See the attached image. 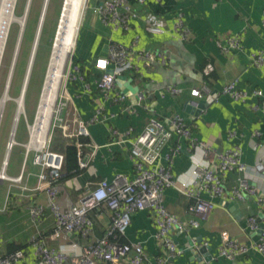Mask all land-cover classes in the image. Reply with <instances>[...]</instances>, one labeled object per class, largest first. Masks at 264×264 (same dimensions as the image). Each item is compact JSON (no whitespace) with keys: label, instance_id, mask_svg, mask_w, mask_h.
<instances>
[{"label":"crops","instance_id":"crops-1","mask_svg":"<svg viewBox=\"0 0 264 264\" xmlns=\"http://www.w3.org/2000/svg\"><path fill=\"white\" fill-rule=\"evenodd\" d=\"M49 1L46 16L49 9L50 12L53 11L51 5L54 0ZM86 1L84 0V6ZM102 1L89 0V5L85 8L73 54L74 65L80 67L81 71L75 73L74 65L70 69L71 72L77 75V78L80 77L77 80H68L61 90L67 91L71 97V102L65 111V116L70 124L73 125L74 121L78 119L86 121L89 123L90 131L89 143L84 151V157L90 159L89 166L79 175L61 181L59 185V202L63 209H72L79 206L87 188H95L102 179L112 180L119 173L134 176L133 161L129 154L130 144L123 142V138H114L110 128L117 129L121 136L132 129L131 136H135L142 130L150 115H157L167 120L175 113H181L193 124L195 133L200 140L212 144L218 150H226L235 144H239L243 150L242 162L254 166L257 155L263 153V151L258 152L255 150L252 143L255 140L264 142V113L252 109L251 103L255 102V99L246 103H239L226 95H219L217 99L207 98L210 95H206L205 102H207V106L199 116L188 113L186 106L189 101L194 100L191 95L192 89L201 88L207 83L203 71H201L205 66L204 64L213 66V70L207 75L209 78V84H207L213 90L221 91L225 84L235 79L239 80V86L242 88L257 87L264 90V68H250L246 71L250 63L251 53L258 50L264 51V0H146L142 5L137 3L136 0H132L134 6L141 10L144 19L156 16L161 20L167 30L160 35L146 32V22L143 19L132 22L131 27L126 31L110 29L102 22L100 15L94 11V8ZM44 2L45 0H31L27 15L28 22H26V27L24 25L21 42L29 21L34 18L35 29L32 43L34 45ZM27 3L28 0H25L23 11L20 14L24 15ZM180 14H182L186 25L191 30L192 34L189 40H181L175 32V21ZM17 23L19 24V22ZM45 23L46 18L42 25V32ZM77 32L78 29L74 32L75 42ZM236 33H242L243 35L242 47L225 53L219 42L226 45L227 38ZM111 42L131 46L135 50L158 51L167 56L170 61L169 65L155 63L150 67H146L142 58L135 57L136 66L146 77L145 80L133 79V84L138 85L146 97L139 105L127 107L126 104L131 102L129 98L124 103L107 99L97 86L100 75L95 76L94 73L90 78L86 77V68L89 66L95 67L97 58L107 55ZM31 54L27 59L20 91L16 96L11 95L12 98H18L22 95L18 99L24 100V106L19 102V114L21 116L16 133L18 138H15L16 143L9 156L7 173L11 176H19L23 170V180L22 184L16 186L11 185L8 181L0 180V235L2 237L0 257L10 253L8 246L14 242L22 246L21 249L25 251L24 263L27 264L35 262V249L30 242L35 235H38V238L44 240L48 246L54 249L72 240L85 244V239L78 238L76 234H63L60 238L51 237L55 227V218L48 205L45 191L35 189L41 167L34 163V156L37 152L34 145L36 144L30 146L33 138H31L28 125L31 122L34 124L40 103L35 110L33 119L30 120L28 116V88L32 71L29 75L27 73ZM18 58L19 56L16 58L13 69L11 64L9 71L10 74L12 70L10 91ZM81 76L83 79H81ZM28 77H30L29 81L25 83ZM128 78L132 77L128 75ZM169 85L181 88L182 93L179 96L164 94L165 88ZM23 87L26 89L24 95ZM9 101H13L16 105L15 117L18 112V104L14 99ZM99 106H103L107 113L115 114L114 118L92 121ZM22 121H24V124L18 132V127ZM229 129L238 131V137L228 139L227 132ZM255 130L261 132L262 138L253 137ZM55 132L57 135V129L52 134V149L53 140L56 137ZM60 136L65 138L66 143H73L76 140L74 138H78L66 136L62 129L59 132ZM8 141L9 138L6 146ZM178 142L186 146L183 140L173 138L166 146L165 151L168 152L170 148H174ZM6 146L0 168L6 154ZM14 148H16V153L13 156ZM196 153L197 158H199L200 150ZM193 165L194 160L189 152H181L175 157L172 164L175 177L184 173L190 175ZM239 175H243V172L230 171L225 183L226 187L230 188L235 185ZM6 182L10 183L9 188H15L14 193H9L8 190L7 197V190H4ZM251 183L264 190V180L259 179L254 173ZM24 185L27 188H24ZM178 186L182 187L181 184H178ZM237 202L238 205L229 207L225 206V202L219 199V205L210 219L202 222L198 229H191L189 234L186 232L175 233L178 245L181 247L187 246L190 241L189 236L197 238L198 242L204 243L203 245L207 243L206 245L210 246L207 250L213 256L211 264H236L233 260L218 256L223 233H228L233 239L241 242L252 243L257 241L259 235L251 232L247 225V218L251 215L258 218L263 216L261 209L252 197ZM165 204L180 219L185 222L189 221L190 215L186 212L189 200L179 190L176 188L167 189L165 191ZM33 206H41L44 209V214L37 223L31 214ZM92 215L95 225L93 236L100 237L111 227L112 213L107 206L103 205L92 212ZM156 232L157 228L152 212L141 210L132 214L131 224L123 239L125 242H141L148 256L154 260L156 257L166 254L165 248L156 238ZM200 239L202 240L200 241ZM206 254L201 247H197L195 250H185L180 255L169 259L168 264H207L204 262ZM200 258L202 259L199 260ZM239 259L249 264H264V255L256 251H251L237 260ZM99 264L109 263L100 262ZM117 264L129 263L121 261Z\"/></svg>","mask_w":264,"mask_h":264},{"label":"built area","instance_id":"built-area-1","mask_svg":"<svg viewBox=\"0 0 264 264\" xmlns=\"http://www.w3.org/2000/svg\"><path fill=\"white\" fill-rule=\"evenodd\" d=\"M145 1L136 0L140 5L144 4ZM17 2L18 0H15L14 15H16ZM94 11L100 15L102 22L113 30L126 31L131 27L132 22L141 19L146 22L145 30L150 34L160 35L167 30L156 16L144 19L141 10L134 6L132 0H103L94 8ZM1 19L0 0V76L10 32L13 23L16 22L13 20L9 27L5 28L1 24ZM174 29L181 40L185 41L191 38V30L186 25L182 14L177 16ZM242 44V33L229 36L226 45L219 42L225 53L241 48ZM137 56L144 60L146 67H150L155 63L161 65H169L170 63L167 56L161 52L135 50L131 46L111 42L107 55L97 58L95 63V67L102 72V76L97 81V86L107 99L124 103L129 98L131 102L126 104L127 107L139 105L145 99V95H140L141 91H139L137 93L139 98L135 101L134 98L124 94L118 85V76L126 72L134 71L139 75V78L144 76L135 64L134 59ZM250 68H264V51L258 50L251 53L250 63L246 71ZM73 69L75 73L81 71L77 65H74ZM212 70L213 66L209 64L205 68V73L208 75ZM78 78L71 70L69 71L68 80H77ZM81 79H83L82 76ZM11 81V78L7 79L0 98L1 101L5 92L8 93V98L4 101L3 106L0 105V126L5 105L9 100H16L18 112L14 117L9 134L6 154L0 168V180L8 181L11 185L16 186L22 184L23 170L19 176H11L7 173V166L11 150L16 143L17 126L21 116L19 114L18 98L22 95L18 98L11 97L9 94ZM22 91L24 95L25 87ZM181 93V88L169 85L165 88L164 94L179 96ZM191 95L194 100L189 101V104L196 107L206 99V95H210L207 98L214 99H217L219 95H226L235 102L242 103L255 99L256 101L251 103L252 109L264 113V90L261 88L252 90L242 88L239 86L238 79L225 84L221 91L213 90L210 86L204 84L201 88L192 89ZM70 102L71 97L67 91L57 93L52 125H49L46 141L42 146L34 147L37 151L34 156V163L41 167L35 189L45 191L48 205L55 218V227L51 237L60 238L63 234H80L85 239V244L72 240L54 249L48 246L44 240L38 238V235H35L30 241L35 249V262L33 264H99L100 262L117 264L121 261H126L129 264H168L169 259L180 255L185 250H195L204 244L198 242L197 238L189 236L190 241L187 246L181 247L174 237L175 233L186 232L189 234L191 229H198L202 222L210 219L219 205V199L222 202L242 201L246 200L247 197H252L256 201L263 214L262 218L255 215L247 218L248 227L251 232L258 233L259 239L252 243H246L233 239L228 233H223L218 256L233 260L236 264H249L246 261L237 259L251 251L264 255V190L251 183L253 173L259 179L264 180V142L253 141V148L258 152L263 151V153L258 154L256 164L250 166L242 162L243 150L239 144H235L226 150H218L212 144L200 140L193 125L181 113H175L167 120L157 115H150L142 130L135 136H131L132 129L121 136L117 129L110 128L114 138H123V142L130 144L129 154L133 161L134 176L119 173L112 180L102 179L95 188H87L79 206L65 210L59 202V185L64 174L65 157L63 153L54 151L51 148L52 134L54 130L59 128L64 131L66 136L70 137H89L90 135L88 122L78 119L72 125L65 116V111ZM205 109L206 107L201 109L200 115ZM114 116L115 114L107 113L103 106H99L92 121L112 119ZM28 127L30 130L31 125H28ZM175 137L178 140H183L186 146L178 142L174 148H170L166 152V146ZM236 137H238V131L229 129L227 138L234 139ZM253 137L261 138L262 134L259 130H255ZM78 144V146H81L80 143ZM199 150L200 157L197 158L196 152ZM181 152H189L193 157L194 165L190 170V175L184 173L175 177L172 164L175 157ZM89 164L90 159H86L82 150H80V167L85 169ZM232 170L243 172V175L237 177L235 185L227 188L225 183L229 172ZM178 184H181L182 187H179ZM169 188H176L190 200L186 209V212L190 215L188 222L180 219L166 206L165 191ZM103 205L107 206L112 213L111 227L102 237L91 238L94 234V221L90 217V213L98 210ZM141 210L152 212L157 228L156 238L166 250L165 255L158 256L154 260L148 256L141 242L123 243L117 239L126 235L131 224L132 214ZM31 214L37 223L42 218L44 209L41 206H33ZM90 238L91 240H89ZM1 240L0 235V244ZM25 257V251L19 249L1 256L0 264H27L24 263ZM204 262L211 264V260H205Z\"/></svg>","mask_w":264,"mask_h":264},{"label":"rangeland","instance_id":"rangeland-1","mask_svg":"<svg viewBox=\"0 0 264 264\" xmlns=\"http://www.w3.org/2000/svg\"><path fill=\"white\" fill-rule=\"evenodd\" d=\"M24 2L25 0H18L17 2L16 12L18 14L16 12L15 13L19 17L23 15L20 13H22L23 11ZM64 2L65 0H54L51 5L53 11L51 10L50 12V9H49L48 15L46 16V13H45V16H44V20L46 18V23L43 27L44 32L42 33V29H41V34H40L39 41H38L39 43L36 49L34 61L32 63L33 67L31 66L32 73L30 72L31 79H30V84L28 88V110H29L28 116L30 120L33 119L35 110L38 104L40 103V98H41L40 95L44 87L45 78L47 76L49 60L51 59L50 56L52 52V46H53V43L56 37V31L60 24V16L62 13ZM80 2L82 5L80 4ZM87 5H89V0L86 1L85 6H84V0H77L76 2V5L74 7L75 12L77 11L76 15L81 14L80 13L81 9L83 10V13L81 16L80 24L75 27L73 25L74 24V21H73L71 31L70 29L68 31L67 40H66V43L68 46L71 45V41H74V32L77 29H78V32L76 36V41L78 39L81 25H82L83 14H84V11ZM13 19L16 20V18H13ZM26 19L28 20V17H26ZM27 20L26 22H28ZM26 22H25V27L27 25ZM34 29H35L34 18H31V20L28 23L25 36L23 37V41L21 42L19 51L17 53V56H19V58H18L17 66H16V71L15 73H13L14 78L12 77L13 78L12 88H11V91H9V94L12 96L18 95L20 91L19 89L21 86V80L23 79V75L25 73L27 59L32 50ZM19 31H20V25L16 21L13 23V26L11 29L9 40H8V46H7L6 53H5L4 60H3V66L1 70V76H0V98L4 91L5 83L8 79L10 67H11L14 53H15V45H16V41L19 35ZM74 49H75V46L73 47V50L71 48H68L69 54H68L67 62L65 65L64 72L62 74L61 82H60L57 93H59L63 89L64 84L68 81L69 71L71 67L74 65V61L72 60ZM20 100L21 99H19V102ZM15 107L16 105L13 101H8L5 105L4 116H3L1 126H0V163H1L3 153L5 152L6 142L9 138L11 124H12V120L15 114ZM52 120H53V116L51 117L49 125H52ZM23 124H24V121H22V123L19 125L18 132L22 128ZM31 124L33 125V122H31L30 125ZM60 131L61 129H57V134H59ZM16 138H18V136H16ZM56 141H58L59 143L60 138H55L54 144L56 143ZM61 147L62 146L59 144L58 148L61 149ZM53 148L55 147L53 146ZM15 153H16V148H14V151L12 153L13 156L15 155ZM9 184L10 183L6 182L4 186V190H7L6 197L8 196V190H9V193L15 192V188L14 187L9 188ZM0 193H1V189H0Z\"/></svg>","mask_w":264,"mask_h":264},{"label":"bare ground","instance_id":"bare-ground-1","mask_svg":"<svg viewBox=\"0 0 264 264\" xmlns=\"http://www.w3.org/2000/svg\"><path fill=\"white\" fill-rule=\"evenodd\" d=\"M77 0H65L61 18H60V24L56 32V37L52 46V52L49 60V66L47 70V76L44 81V87L42 90L40 105L38 106V113L37 118L33 125L30 127L31 132V138H33L30 146H42L47 138L48 129L51 117L53 116V108L56 100V95L59 89V85L61 82L62 74L65 69V65L68 58V48H71L73 50V47L75 46V41H71V45L68 46L66 43L68 31L72 28V23L74 21V26L80 24L81 16L83 13V10H80L81 14H77V11L75 12V5ZM15 0H1V12H2V19L1 24L8 28L11 22L16 18L15 21L21 22L23 25L26 22V17H17L13 14ZM49 4V0H48ZM20 18V19H19ZM73 18V19H72ZM19 19V20H17ZM44 22V19H43ZM42 22V25H43ZM41 34V31H40ZM40 34L35 37L34 40V47L31 54V60L28 67V75L31 72V66L35 58L36 49L38 46V41ZM23 36V35H22ZM29 78H27L26 83H28ZM8 98V93L5 92L4 97L0 101V105L3 106L4 101ZM19 101V99H18ZM23 101V102H22ZM20 103L24 106V100H20ZM39 144V145H38ZM29 146V145H28ZM29 146V147H30Z\"/></svg>","mask_w":264,"mask_h":264},{"label":"trees","instance_id":"trees-1","mask_svg":"<svg viewBox=\"0 0 264 264\" xmlns=\"http://www.w3.org/2000/svg\"><path fill=\"white\" fill-rule=\"evenodd\" d=\"M60 18H61V16H60ZM43 32H44V30H43ZM76 43H77V41H76ZM75 46H76V44H75ZM72 60L74 61V57H72ZM204 65L205 66H204V68L201 69V71H203L202 73L204 74L205 82L208 83L209 78H208L207 74L205 73V68L207 67L208 64H204ZM86 69H87L86 70V74H87L86 77L87 78H90V76H92L94 73H95V76H97V75H100V77L102 76L101 70L97 69L96 67L89 66ZM83 71H85V69H83ZM125 74L127 76L129 75V77H132L133 79H137V80H145L146 79L145 76H143L142 78H139V75L136 74L134 71L126 72ZM207 83H206V85L209 84V83L208 84ZM254 88H257V87H254ZM254 88H249V90H252ZM191 125H193V124L191 123ZM55 135H56V132H55ZM55 138H60V142L58 143V141H56V143L54 144V140H53V146L55 147V148H53V150L63 153L64 157H65L64 168H63L64 174H63V177L61 178V181L68 180V179H71V178L79 175L84 170L79 165V151L82 150L83 154L85 153L84 152L85 147L89 143V138L88 137L74 138L76 140L73 143H66L65 138H63L62 136L59 137V134H57L56 137H54V139ZM175 138H177V137H175ZM78 143H80L81 146H78L79 145ZM59 144L62 146L61 149L58 148ZM189 203H190V200H189ZM94 211H92V212H94ZM92 212L90 213L91 218L93 217ZM94 230H95V225H94ZM76 236H78V238H81L80 234H78ZM102 236H100V237H102ZM123 237H118L117 239L120 242L127 243V242H125ZM91 238H94V236H91ZM91 238L89 240H91ZM96 238H98V237H96ZM21 247L22 246L13 242V243L9 244L8 251L11 253V252H14L16 250L21 249Z\"/></svg>","mask_w":264,"mask_h":264},{"label":"water","instance_id":"water-1","mask_svg":"<svg viewBox=\"0 0 264 264\" xmlns=\"http://www.w3.org/2000/svg\"><path fill=\"white\" fill-rule=\"evenodd\" d=\"M30 2H31V0H28L25 13H24V15L22 17H27L28 11H29V7H30ZM47 7H48V0H45L44 5H43L42 16H41V19H40L39 28H38V31H37V36L40 34V31L42 29V22H43L45 13L47 12ZM19 24L21 25V28H20V32H19V36H18V41H17V44H16V48H15L14 59H13V62H12V69H13L14 64L16 62V57H17V53L19 51V46H20V43H21V39H22L23 31H24V25H25V24L23 25L20 22H19ZM33 47H34V45H33ZM11 75H12V70H11L9 76H8V79L11 78ZM25 83H26V80H25ZM118 85H119L121 91L124 94H126L129 97L134 98L135 101L139 98V95L137 94L139 91H141L140 92V95H144L143 92H142V90L139 88V86L133 84V78H128V76L126 74H121V75L118 76ZM206 103L207 102H205V100H204L203 102H201L199 104L198 107H196L194 105H191V104H188L186 106V111L188 113H191V114L194 113L196 116H199L200 115V112H201V109H203L204 107H206ZM237 203L238 202L236 200H233V201H225V206L232 207L234 205H238ZM174 237L176 238V236H174ZM200 240H202V239H200ZM209 247L206 244L201 246V249L203 250V252H206L207 253L205 255V260H211L212 257H213L212 254L207 250V249H209ZM187 250H189V249H187ZM201 259L202 258H200L199 260H201Z\"/></svg>","mask_w":264,"mask_h":264}]
</instances>
